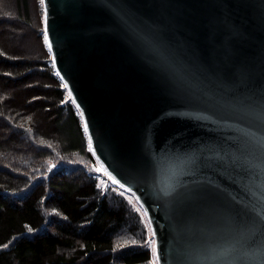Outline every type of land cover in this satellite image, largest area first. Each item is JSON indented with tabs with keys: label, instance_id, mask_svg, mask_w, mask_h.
Here are the masks:
<instances>
[{
	"label": "water",
	"instance_id": "water-1",
	"mask_svg": "<svg viewBox=\"0 0 264 264\" xmlns=\"http://www.w3.org/2000/svg\"><path fill=\"white\" fill-rule=\"evenodd\" d=\"M91 151L158 264H264V0H43Z\"/></svg>",
	"mask_w": 264,
	"mask_h": 264
},
{
	"label": "trees",
	"instance_id": "trees-1",
	"mask_svg": "<svg viewBox=\"0 0 264 264\" xmlns=\"http://www.w3.org/2000/svg\"><path fill=\"white\" fill-rule=\"evenodd\" d=\"M41 0H0V264H151L55 70Z\"/></svg>",
	"mask_w": 264,
	"mask_h": 264
},
{
	"label": "rangeland",
	"instance_id": "rangeland-1",
	"mask_svg": "<svg viewBox=\"0 0 264 264\" xmlns=\"http://www.w3.org/2000/svg\"><path fill=\"white\" fill-rule=\"evenodd\" d=\"M100 169H101L102 172H104V170L102 169V167ZM105 174H106V177H107L109 183L112 184V186L114 187V189L116 191H118V192H121L124 195V197L128 200V202L141 215V217L143 219V222H144V225H145V228H146V232H147V244H148V249H149V251L151 253V264H158L157 259H156V254H155V239H154V236H153V233H152L150 224L148 222L147 216H146V214H145L142 206L140 205V203L138 202L137 198L133 194H131V193L123 190L121 187H119L117 184H115L114 182L111 181V179H110V177L108 176L107 173H105Z\"/></svg>",
	"mask_w": 264,
	"mask_h": 264
},
{
	"label": "snow or ice",
	"instance_id": "snow-or-ice-1",
	"mask_svg": "<svg viewBox=\"0 0 264 264\" xmlns=\"http://www.w3.org/2000/svg\"><path fill=\"white\" fill-rule=\"evenodd\" d=\"M41 3H43V0H41ZM45 40H47V36H45ZM50 47V46H49ZM65 87H67V85H65ZM85 131H87V126H85ZM114 183H116L115 180H113Z\"/></svg>",
	"mask_w": 264,
	"mask_h": 264
},
{
	"label": "bare ground",
	"instance_id": "bare-ground-1",
	"mask_svg": "<svg viewBox=\"0 0 264 264\" xmlns=\"http://www.w3.org/2000/svg\"><path fill=\"white\" fill-rule=\"evenodd\" d=\"M115 186V185H114Z\"/></svg>",
	"mask_w": 264,
	"mask_h": 264
}]
</instances>
